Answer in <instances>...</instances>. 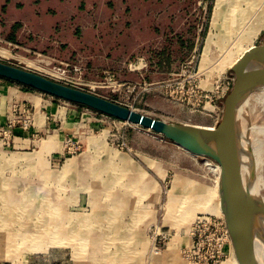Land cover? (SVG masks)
<instances>
[{"label": "rangeland", "instance_id": "rangeland-1", "mask_svg": "<svg viewBox=\"0 0 264 264\" xmlns=\"http://www.w3.org/2000/svg\"><path fill=\"white\" fill-rule=\"evenodd\" d=\"M108 1L91 31L97 41L54 49L0 34V61L81 81V90L158 120L216 128L222 92L234 83L227 53L264 11V0H241V11L254 3L229 30L222 22L211 29L215 0ZM262 28L253 46L262 43ZM209 33L219 40L204 57ZM254 91L243 99L238 148L247 179L259 178L256 194L264 204V102ZM118 121L81 112L74 133L57 137L45 152V141L20 150L9 131H0V264H222L231 257L230 242H220L213 227L222 217L201 207L187 213L194 202L207 200L212 208L216 201L215 175L204 157ZM36 154L41 160L34 165L7 163L12 155ZM84 158L87 167L75 166Z\"/></svg>", "mask_w": 264, "mask_h": 264}, {"label": "water", "instance_id": "water-1", "mask_svg": "<svg viewBox=\"0 0 264 264\" xmlns=\"http://www.w3.org/2000/svg\"><path fill=\"white\" fill-rule=\"evenodd\" d=\"M252 63L264 69V39L260 45L247 50L231 67L234 83L225 97L221 120L211 132L195 125H179L152 118L101 96L2 61L0 78L153 131L194 156L206 157L217 163L221 210L234 253L239 264H251L247 257L246 231L248 227H253L264 233V204L259 202L258 206L252 203L249 191H245L241 184L237 170L239 154L236 136L240 102L248 93L264 88V73L253 78L246 77ZM206 136L211 138L210 145Z\"/></svg>", "mask_w": 264, "mask_h": 264}, {"label": "crops", "instance_id": "crops-1", "mask_svg": "<svg viewBox=\"0 0 264 264\" xmlns=\"http://www.w3.org/2000/svg\"><path fill=\"white\" fill-rule=\"evenodd\" d=\"M109 4L112 3L108 0H0V34L24 44L32 40L54 49L63 43L73 48L72 44L83 38L97 41L98 34L91 31L99 26L97 16L109 9ZM88 32L90 36H87ZM52 40L55 41L48 43ZM13 105L20 108L18 114L22 113L23 107L31 113L28 129L24 130L19 124L10 126L15 119L11 114ZM81 112L84 109L79 105L0 79V131L12 134L17 149L26 150L50 137L55 141L57 137H69L75 131V119ZM84 161H75V166L87 167L88 161L85 164Z\"/></svg>", "mask_w": 264, "mask_h": 264}, {"label": "bare ground", "instance_id": "bare-ground-1", "mask_svg": "<svg viewBox=\"0 0 264 264\" xmlns=\"http://www.w3.org/2000/svg\"><path fill=\"white\" fill-rule=\"evenodd\" d=\"M240 1L241 0H215L214 9L212 10L213 12H212V18H211V29L212 28H214V29L220 28L221 27L220 22H222L224 24V26H225V27L223 26L224 29L226 28V26L230 27V25H237L240 22H242L245 19L247 12L250 9V4L254 3V1H251L252 3L248 2L247 8L244 11H241L237 8V5ZM257 15L258 16L255 17L253 22H250V24L246 25V27L242 30V35L240 38L241 40L236 42L234 45V47L236 49L234 51H232L231 49L228 51L227 54L230 57V61H229L230 67H232L238 61V59H240V57L253 46V44H252L253 40L255 39L257 34L260 32V30L263 29L262 27L264 25V11L261 12L260 14H257ZM226 30H229V29L226 28ZM216 37L219 40V35H214V33L208 34L207 39H206V43L204 44L205 45L204 51H203L204 57H206L210 53L211 46L215 42ZM243 44H246V47H243L244 46ZM263 73H264V69L261 66H258L256 64L252 63L249 65V67L246 71V77L247 78H253V77H256V76L261 75V74L263 75ZM258 91L259 92L256 94V97L264 102V88L259 89ZM254 92H256V91H254ZM254 92H252V93H254ZM250 96H252V95H250ZM250 96L248 98H250ZM256 97H254V98H256ZM263 102H261V103H263ZM244 103L245 102H243V100L240 102V105H239L240 107H239L238 112H237V136H236L237 147L239 145H240V147L243 146V143H244L243 141H241V144H240V140H239L240 138H242V135H240V131H241L240 130V126H241L240 120H241V110H243L242 106H244ZM251 108H253V107H251ZM254 111H255V109H254ZM250 114H251V112H250ZM195 126H199V125H195ZM199 127H201L202 129H205L206 131H209V132L214 130V128H211V127H205V126H199ZM258 136H257V138H260ZM49 140H51V141H49V142L45 141L43 143V146L41 148L42 152L49 150L51 148V145H52L50 143H54L53 141H55L52 137H50ZM206 141L210 145L211 138L209 136H206ZM92 143L95 145L99 144L98 140H94V139H93ZM178 147H180V146H178ZM181 149L186 151L187 153H189L187 150H185L183 148H181ZM258 149H260V148H258V146H256V147L254 146L253 153H254V157H255L254 158L255 163L257 161L256 160L257 159L256 154H257ZM189 154L194 156L191 153H189ZM238 154L241 155V150H239V148H238ZM257 157H259V156H257ZM240 158L239 157L237 158V161H238L237 170L239 173V178H240L241 184L244 187L245 191H249L252 203L260 206V203L262 204V201L259 199V197L256 194V186H257V181L259 180V178H258V180H255L254 182H251L250 180L247 179V177L245 176L246 170H245V167L243 164V161L245 159L243 160V158H244L243 155H241ZM251 159H252V157H251ZM40 160H41L40 154H36L33 158L32 157L28 158V157H21V156L12 155L11 159H9L7 161V163L8 162L17 163L19 161H23V162H25L26 166H30V165H34L33 163L38 162ZM84 160H85V162H87L89 159L86 158ZM120 160L122 162V165L123 164L127 165L128 162L125 160L124 157H121ZM203 164L208 166L212 170L213 175H215V177H214L215 185H214L213 191H214V196L216 197V199H215L216 201H215V204L212 206V208L210 207V204H209L210 202L207 200L201 201V202H194L191 205H189V211L187 213L189 214L195 208L197 209V208L201 207V209H203V210H209V211H212L213 213H216L218 216L222 217V220H224V222H225L224 214L222 213V210H221L220 195H219V174H220L219 166L217 165V163L213 162L212 160H210L209 158H206V157H204V163ZM256 169H257V167H256ZM254 171H255V169L253 170V172ZM258 172H260V171L258 170ZM259 175H261V173ZM261 181H262V179H261ZM258 184H259V182H258ZM5 196H6L5 194L1 195V197L3 199H5L7 197V196L6 197ZM186 216H188V215H186ZM229 240H230L229 242H230V249H231V255H230L231 257L229 259H227L225 262H223L222 264H239L237 261L236 255L234 253V249H233L231 239H229ZM246 244H247V257H248L249 262L251 264H264V233H261L256 228L248 227L247 231H246Z\"/></svg>", "mask_w": 264, "mask_h": 264}, {"label": "built area", "instance_id": "built-area-1", "mask_svg": "<svg viewBox=\"0 0 264 264\" xmlns=\"http://www.w3.org/2000/svg\"><path fill=\"white\" fill-rule=\"evenodd\" d=\"M59 75L57 76L58 79H61L60 78V75L61 77L63 76L62 73L60 72H57ZM54 80V79H53ZM57 81V80H55ZM57 82H60L62 84H65V85H68V86H71V87H75V88H78V86H82V82H75V81H71V80H64V81H57ZM80 89V88H78ZM229 90V87H227L225 89L224 92H222V98L225 99V97L227 96V91ZM127 107V106H126ZM84 109L85 112L87 113H93L95 115H99L100 117L104 118V119H109V120H112V121H116V119L112 118V117H109V116H106V115H103V114H100L94 110H91L89 108H86V107H82ZM129 108V107H128ZM19 107L16 106V105H13L11 107V114L12 116L15 118L14 121H11L10 122V126L14 125V124H19L24 130L28 129L29 125L31 124V121H32V118H31V113L29 112V110L27 108H22V113L21 114H18V111H19ZM222 114H223V110H222ZM222 117V116H221ZM221 120V119H220ZM120 123H122V121H118ZM125 123V122H124ZM123 123V127L127 124ZM218 121L216 122V125H217ZM213 227L216 229L215 231L219 230V232H221V238H219L221 241L220 242H227V241H230L229 239V233H228V230H227V227H226V224L223 220H221L217 225L213 224Z\"/></svg>", "mask_w": 264, "mask_h": 264}, {"label": "trees", "instance_id": "trees-1", "mask_svg": "<svg viewBox=\"0 0 264 264\" xmlns=\"http://www.w3.org/2000/svg\"><path fill=\"white\" fill-rule=\"evenodd\" d=\"M24 88H26V87H24ZM28 89V88H27ZM80 106V105H79ZM80 107H83V106H80Z\"/></svg>", "mask_w": 264, "mask_h": 264}]
</instances>
